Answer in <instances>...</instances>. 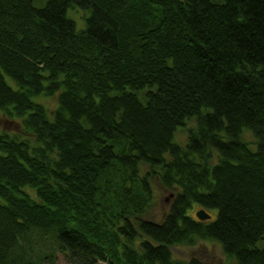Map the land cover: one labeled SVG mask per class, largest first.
I'll use <instances>...</instances> for the list:
<instances>
[{
    "label": "trees",
    "instance_id": "1",
    "mask_svg": "<svg viewBox=\"0 0 264 264\" xmlns=\"http://www.w3.org/2000/svg\"><path fill=\"white\" fill-rule=\"evenodd\" d=\"M0 113V264H264V0H0Z\"/></svg>",
    "mask_w": 264,
    "mask_h": 264
},
{
    "label": "rangeland",
    "instance_id": "2",
    "mask_svg": "<svg viewBox=\"0 0 264 264\" xmlns=\"http://www.w3.org/2000/svg\"><path fill=\"white\" fill-rule=\"evenodd\" d=\"M39 1V0H37ZM44 1V0H40ZM70 17H74L77 21V24H82V11L70 10ZM78 25V26H79ZM49 109H52L56 106V99L53 97H41L37 98ZM0 129H7L10 132L16 131L18 132V126L14 122H8L3 114L0 113ZM245 139L253 140V136L250 133L244 134ZM186 130L181 129L176 133V140L183 142L185 140ZM152 192H153V201L150 205L147 217L152 218L156 221H159L162 218V215L167 210L168 205L172 198V192L167 190L163 185L159 182L157 178L150 179ZM193 208V209H192ZM189 209V214L195 215V212L201 209L198 205L194 204L193 207ZM211 214H216V209H212ZM173 258L177 260H189L192 258L197 259L203 264H227L228 261L226 256L221 248V246L215 242L210 240H200L192 245H177L171 247ZM43 264H71L67 262L62 253H58L54 263L44 262ZM97 264H107L105 262H98Z\"/></svg>",
    "mask_w": 264,
    "mask_h": 264
},
{
    "label": "water",
    "instance_id": "3",
    "mask_svg": "<svg viewBox=\"0 0 264 264\" xmlns=\"http://www.w3.org/2000/svg\"><path fill=\"white\" fill-rule=\"evenodd\" d=\"M195 216L196 218H198L199 220H206V219H210L211 215L208 214L203 208L197 210L195 212Z\"/></svg>",
    "mask_w": 264,
    "mask_h": 264
}]
</instances>
